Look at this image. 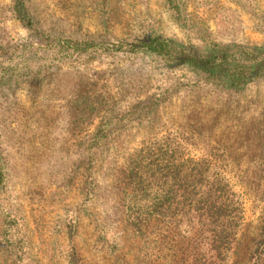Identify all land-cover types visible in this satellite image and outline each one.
Segmentation results:
<instances>
[{"label": "rangeland", "instance_id": "rangeland-1", "mask_svg": "<svg viewBox=\"0 0 264 264\" xmlns=\"http://www.w3.org/2000/svg\"><path fill=\"white\" fill-rule=\"evenodd\" d=\"M153 38L255 57L204 72L128 46ZM168 143L238 195L227 264H249L264 228V0H0V264H161L114 179Z\"/></svg>", "mask_w": 264, "mask_h": 264}, {"label": "trees", "instance_id": "trees-1", "mask_svg": "<svg viewBox=\"0 0 264 264\" xmlns=\"http://www.w3.org/2000/svg\"><path fill=\"white\" fill-rule=\"evenodd\" d=\"M74 46L85 51L94 45L76 41ZM128 46L156 52L174 65L190 64L204 72L215 69L217 61L255 57L247 49L210 57L155 38ZM98 140L92 135L88 142L97 144ZM168 147L169 143L165 148L136 151L116 170L115 204L134 237L153 238L154 247L161 253L152 256L159 263L227 264L237 248L243 221L238 195L224 176L211 170L210 159H174ZM249 250V264H264V228Z\"/></svg>", "mask_w": 264, "mask_h": 264}]
</instances>
